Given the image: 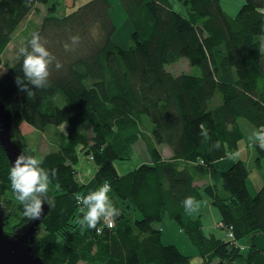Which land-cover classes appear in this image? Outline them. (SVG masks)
<instances>
[{
	"label": "trees",
	"instance_id": "1",
	"mask_svg": "<svg viewBox=\"0 0 264 264\" xmlns=\"http://www.w3.org/2000/svg\"><path fill=\"white\" fill-rule=\"evenodd\" d=\"M62 1L0 0V67L2 53L20 23L35 4L49 2L47 16L22 46L38 32L41 43L63 66L60 70L55 62L49 66L50 86L33 88L34 98L15 83L17 76L23 78V58L15 56L0 76V100L13 114V139L28 156L19 133L21 124L38 131L66 126L62 147L40 165L54 190V204L31 253L43 264H189L190 257L176 246L161 242L158 223L167 215L186 234L202 264L214 260L264 264V248L251 244L242 251L228 239L206 237L199 220L193 218L196 204L188 209L183 204L188 197L198 202L209 198L225 227L233 228L235 241L264 235V187L255 196L248 193L249 172L241 160L232 161L226 170L217 165L235 153L244 139L240 120L256 131L264 127V0H243L234 17L224 12L220 0H176L186 7V17L174 12L169 0H121L132 29L128 48L112 40L116 27L107 0H90L77 8L78 0H66L70 7ZM59 7L72 12L56 14ZM76 35L80 42L73 44L70 37ZM64 44L70 51L64 50ZM183 59L200 73L166 70ZM57 96L64 101L61 107L54 103ZM202 122L210 136L203 143L198 127ZM86 124L92 129L91 137L81 131ZM138 141L148 161L119 175L114 163L129 161ZM161 145L168 147L171 157H162ZM257 150L264 157V151ZM78 151L93 159L96 186L110 183L111 200L121 213L113 228L97 226L102 233H81L76 224L80 213L75 194L84 190L75 179ZM10 167L0 148V204L6 211L7 234L28 221L10 187ZM57 182L59 191L54 187ZM218 185L226 198L219 194ZM14 215L21 222L7 231Z\"/></svg>",
	"mask_w": 264,
	"mask_h": 264
},
{
	"label": "rangeland",
	"instance_id": "2",
	"mask_svg": "<svg viewBox=\"0 0 264 264\" xmlns=\"http://www.w3.org/2000/svg\"><path fill=\"white\" fill-rule=\"evenodd\" d=\"M53 1V0H52ZM64 1V5L70 7L71 2L67 3ZM62 1V2H63ZM90 0H78L76 2V7L85 4ZM110 5L109 15L111 17L112 22L114 23L117 30L123 31L127 29L126 22V13L121 3V0H107ZM172 10L181 14L182 16H187L186 7L176 0H169ZM244 4L243 0H220V5L224 12L228 14H237L241 6ZM51 7V2L46 5L35 4L29 14L25 17V19L20 23L17 29L11 36V41L8 44L7 48L2 53V65L0 67V76H2L6 69L9 68L16 56L17 50L22 47L23 41L27 37L29 33H31L37 26L40 25L42 19L47 16L48 9ZM72 9L59 7L57 9L56 14H68L71 13ZM131 34V33H130ZM130 37V35H129ZM264 44V41H262ZM167 71L173 74L185 73L189 75H198L200 73L199 68L192 67L186 59L180 60L174 64L168 65L165 67ZM54 103L58 106H63L64 101L60 96L54 98ZM241 121L240 123H242ZM244 123V122H243ZM244 126H241L243 128ZM150 124L149 122L145 124L146 132H149ZM81 131L85 133L86 137L92 136L91 127L86 124L81 127ZM19 133L22 137L24 144L27 146L29 153L31 156H35L40 160L46 158L48 155L59 151L62 147L65 136H66V126L63 125L59 127H48L45 128L44 131H38L32 126L28 125L26 122L20 125ZM160 147H163L162 145ZM134 154L131 156L129 161H116L114 163L115 170L119 175H124L132 170H134L138 165L147 162L148 156L143 147V143L141 141L136 142L133 145ZM79 156V162L76 165V176L75 179L83 184L84 183V174H86L85 178L88 180L89 177H94L96 166L93 162V159L90 157H85L80 151L77 152ZM91 171V174H89ZM96 185V184H95ZM54 190L50 186L49 187V196L52 197ZM52 193V194H51ZM110 199L112 198L111 192L108 193ZM207 199V198H205ZM208 200V199H207ZM112 201V200H111ZM206 203V201H205ZM120 207L121 203L118 204ZM124 205V204H123ZM195 215H197L195 213ZM18 215H14L9 218L7 223V231H11L15 225H18L21 222L20 217ZM159 227H161V242L163 245H173L176 246L178 251L186 256L190 257L189 264H202V258L196 257L198 252L196 248L189 242L186 234L181 231L178 225L175 223L173 219H170L167 215L161 223H158ZM219 225H222L225 228L224 223L221 221ZM218 225V226H219ZM222 229V228H221ZM223 230V229H222ZM242 250V249H241ZM197 252V253H196ZM214 264L218 263L217 260L213 261ZM212 263V264H213Z\"/></svg>",
	"mask_w": 264,
	"mask_h": 264
},
{
	"label": "clouds",
	"instance_id": "3",
	"mask_svg": "<svg viewBox=\"0 0 264 264\" xmlns=\"http://www.w3.org/2000/svg\"><path fill=\"white\" fill-rule=\"evenodd\" d=\"M73 44L80 42L78 35L71 36ZM29 47L31 50H29ZM66 52L70 51L67 44L63 45ZM74 50V49H71ZM22 59L23 78L17 76L15 83L18 90L25 92L29 98L35 97L36 90L46 89L50 86L49 66L55 62V69L60 70L63 66L41 43V36L38 32H33L31 37L16 52V60ZM32 86V87H29ZM200 135L203 137L202 143L210 139L205 123H200ZM64 129V124H63ZM216 147H219L217 142ZM259 147L264 149V139H260ZM239 152L230 154V158H236ZM42 160L35 156L20 155L14 161V166L9 170V181L15 200L22 206V215L28 220L40 219L43 214V204L47 203L49 208L54 201L49 196L50 181L44 169L40 166ZM57 171L53 170V177L57 176ZM57 191L60 190L59 182L54 185ZM111 185L105 181L97 190L87 195L75 194V200L83 207L79 208L80 216L76 219L81 233L88 230H96L102 233L103 229L97 226L101 223L108 228L114 226L116 219L121 215L120 210L113 204L108 193ZM39 194V195H38ZM41 197H44L42 200ZM185 209L196 204L194 211L199 210V202L193 197H188L183 201ZM191 215V213L189 214Z\"/></svg>",
	"mask_w": 264,
	"mask_h": 264
},
{
	"label": "crops",
	"instance_id": "4",
	"mask_svg": "<svg viewBox=\"0 0 264 264\" xmlns=\"http://www.w3.org/2000/svg\"><path fill=\"white\" fill-rule=\"evenodd\" d=\"M228 15L230 17H234V14H228ZM125 24L127 25V29L126 30L123 29V31H121V29L120 30L116 29V33L114 34L112 39L113 42L121 48H128L131 45L129 35L132 29L130 28V24L127 19ZM241 121H243L244 123L243 122L240 123ZM238 123L240 125V128L241 126H244L243 128H241L244 134V139L238 142L237 150L235 152V153L239 152V156L236 158H230V157L224 158L223 160H220L217 163V165L220 169L226 170L227 168L230 167L232 161H236V160L243 161L249 172L246 181V187L248 193L251 196H255L257 192L262 187H264V157L260 158L257 150V148H259L260 150L264 151V149H261L259 147L260 139H264V127L256 131L251 125H249L244 120H240ZM158 149L163 158L167 159L171 157V152L168 149V147L159 146ZM258 159L259 161H257ZM89 174H91V171ZM85 175L86 174H84L83 176L84 190L82 192V195H87L88 193L95 191L99 188L95 185L93 177H89V179L87 180L85 178L86 177ZM209 182H210L209 179L205 180V183H209ZM199 185H201V183H198V186ZM218 192L222 198H226L228 196V194H226L223 191L221 185H218ZM205 198L207 197L204 196L202 200H200L199 210L197 212L194 211L193 218L199 220L201 230L206 237L227 241L225 231L218 226L222 221L221 212L212 206L209 198H207L208 200ZM195 213L197 215H195ZM234 244L238 246L240 249H242V251H247L251 244L256 246V248L258 249H263L264 235L263 234H256L254 236L250 235L247 236L245 239L235 241ZM196 257L198 258L199 256Z\"/></svg>",
	"mask_w": 264,
	"mask_h": 264
},
{
	"label": "water",
	"instance_id": "5",
	"mask_svg": "<svg viewBox=\"0 0 264 264\" xmlns=\"http://www.w3.org/2000/svg\"><path fill=\"white\" fill-rule=\"evenodd\" d=\"M0 148L8 163L14 166V161L20 155L28 156L22 144L13 139V114L0 100ZM43 200L44 197H41ZM47 203L43 204V214L40 219L28 220L12 234L4 231L6 211L0 204V264H43L42 259L31 253V246L36 238L42 221L49 213ZM216 264H227L218 262Z\"/></svg>",
	"mask_w": 264,
	"mask_h": 264
},
{
	"label": "built area",
	"instance_id": "6",
	"mask_svg": "<svg viewBox=\"0 0 264 264\" xmlns=\"http://www.w3.org/2000/svg\"><path fill=\"white\" fill-rule=\"evenodd\" d=\"M219 227L222 228L225 231L226 238L230 242H235L233 228L231 226H229V227L227 226V227L224 228L222 225H219Z\"/></svg>",
	"mask_w": 264,
	"mask_h": 264
},
{
	"label": "bare ground",
	"instance_id": "7",
	"mask_svg": "<svg viewBox=\"0 0 264 264\" xmlns=\"http://www.w3.org/2000/svg\"><path fill=\"white\" fill-rule=\"evenodd\" d=\"M91 159H92V158H91ZM81 195H82V193H81ZM76 205H77L78 208L83 207V205H79L77 202H76ZM104 225H105V224H104ZM111 228H113V227H111Z\"/></svg>",
	"mask_w": 264,
	"mask_h": 264
}]
</instances>
